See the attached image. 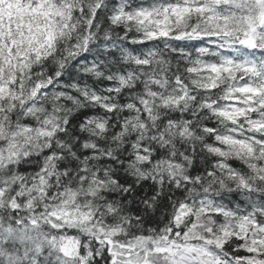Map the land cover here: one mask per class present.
I'll return each mask as SVG.
<instances>
[{
  "label": "snow or ice",
  "instance_id": "obj_1",
  "mask_svg": "<svg viewBox=\"0 0 264 264\" xmlns=\"http://www.w3.org/2000/svg\"><path fill=\"white\" fill-rule=\"evenodd\" d=\"M0 264H264V0H0Z\"/></svg>",
  "mask_w": 264,
  "mask_h": 264
}]
</instances>
